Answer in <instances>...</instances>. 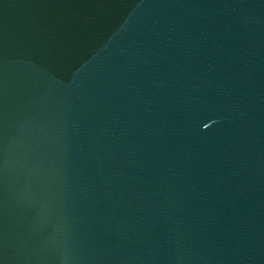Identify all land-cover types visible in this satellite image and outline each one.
I'll return each mask as SVG.
<instances>
[{
  "label": "water",
  "instance_id": "water-1",
  "mask_svg": "<svg viewBox=\"0 0 264 264\" xmlns=\"http://www.w3.org/2000/svg\"><path fill=\"white\" fill-rule=\"evenodd\" d=\"M0 264H264V0H0Z\"/></svg>",
  "mask_w": 264,
  "mask_h": 264
}]
</instances>
